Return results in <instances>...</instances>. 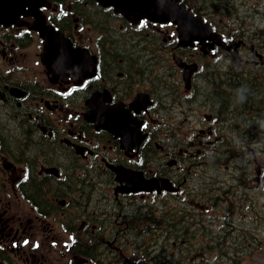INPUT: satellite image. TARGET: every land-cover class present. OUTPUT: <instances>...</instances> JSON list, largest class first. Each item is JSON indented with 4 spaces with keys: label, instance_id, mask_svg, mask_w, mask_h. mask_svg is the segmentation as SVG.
Here are the masks:
<instances>
[{
    "label": "flooded vegetation",
    "instance_id": "flooded-vegetation-1",
    "mask_svg": "<svg viewBox=\"0 0 264 264\" xmlns=\"http://www.w3.org/2000/svg\"><path fill=\"white\" fill-rule=\"evenodd\" d=\"M220 2L179 0L211 28L184 33L98 0H0V264H221L218 251H254L264 0ZM218 108L241 216L219 214L227 180L205 168L227 123Z\"/></svg>",
    "mask_w": 264,
    "mask_h": 264
},
{
    "label": "rangeland",
    "instance_id": "rangeland-1",
    "mask_svg": "<svg viewBox=\"0 0 264 264\" xmlns=\"http://www.w3.org/2000/svg\"><path fill=\"white\" fill-rule=\"evenodd\" d=\"M254 0H251L250 2V7L253 4ZM220 0H218V4H220ZM228 21V19L226 20ZM221 79V75L218 72V80ZM219 87V86H218ZM198 90L196 91L197 94ZM205 96V94H204ZM206 98L209 99V96L206 94ZM209 111H211V107L209 104H206V107H202L199 108L198 110H191L190 112V116H191V120L194 121L192 123V125H190L191 127H185L184 130H190L191 136L193 134L198 133L200 127H198L200 125L199 119L203 120V116L205 113H208ZM218 117H221L223 120L227 121V123L224 124V126H218V136H223V140L224 141H230L231 139V125H230V119L228 117V119H224V116H221L218 113ZM198 118V119H197ZM197 119V120H196ZM198 122V123H197ZM205 129H207L206 127H204ZM216 148V149H214ZM223 149V144L221 141L215 142L214 144L209 146V150L211 151L209 153V156L207 157V161H212L215 158H218V156L220 155V151ZM205 168L207 169H211L212 173L214 174L213 177H209L210 179L220 176V178H225L227 180V183L230 184L231 183V173H232V160L228 159L227 161H225V163H223V165H219V164H207L205 166ZM249 168H253V166L248 167ZM213 180V179H212ZM252 180V177H251ZM252 182V181H251ZM212 184V183H211ZM254 186H257L256 183H251ZM238 188H233V186H230L228 188L223 187V190L226 189H231L230 191H228L225 195L223 199V205L222 207H220L219 209L221 210V213H219L221 216H223L225 214V210L224 208H226L227 206L230 207V209L232 210V215H236V216H241L243 207L245 206V202L243 203V206L241 207L240 202H239V198L241 195H243L244 192L241 188L239 189V186H237ZM252 201L249 202L250 206L249 209L250 211L248 212V214L250 216H254V219L257 220H261L262 217L264 216V209H263V203H264V188L261 186L260 190H255L251 193H249ZM212 210L214 211V208H212ZM260 218H259V217ZM256 230L255 232L257 233V235L260 237V241L259 242H255V246L256 248L254 249V251H250V255L247 256L246 260L242 261L241 264H264V223H262L261 221H259V223L255 224ZM258 228V229H257ZM126 251H135L133 248L132 250L130 248H128ZM138 251H144V249H140L138 248L136 250ZM214 255H216V252H213ZM226 260V259H225ZM226 264H232L230 262H228L226 260Z\"/></svg>",
    "mask_w": 264,
    "mask_h": 264
},
{
    "label": "water",
    "instance_id": "water-1",
    "mask_svg": "<svg viewBox=\"0 0 264 264\" xmlns=\"http://www.w3.org/2000/svg\"><path fill=\"white\" fill-rule=\"evenodd\" d=\"M106 6H113L114 10L121 12L126 17L132 20H138L142 17H147L153 20L159 21H173L178 24L179 30L187 33L193 31H206L209 30V25L202 23L201 17L194 16L192 12L184 7V5L179 4L178 0H98ZM2 9V6H0ZM58 37L62 40V47L65 51L70 50L71 52H76L71 49V43L63 37L59 32H52L51 39ZM192 38H197L192 37ZM53 46L51 41L46 43L45 50H52ZM47 66L51 68L54 66L51 61H46ZM80 60H72L70 55L64 54L61 64L64 66L78 65ZM58 64L60 66V59L58 57ZM52 65V66H51ZM149 187V186H148ZM141 188H147V186L142 185Z\"/></svg>",
    "mask_w": 264,
    "mask_h": 264
},
{
    "label": "trees",
    "instance_id": "trees-1",
    "mask_svg": "<svg viewBox=\"0 0 264 264\" xmlns=\"http://www.w3.org/2000/svg\"><path fill=\"white\" fill-rule=\"evenodd\" d=\"M222 249V247H220ZM221 254V257L226 259L228 262L233 263V264H240L241 260L239 259V257H237L236 252L235 251H218ZM243 257L246 258L247 253L243 252Z\"/></svg>",
    "mask_w": 264,
    "mask_h": 264
},
{
    "label": "bare ground",
    "instance_id": "bare-ground-1",
    "mask_svg": "<svg viewBox=\"0 0 264 264\" xmlns=\"http://www.w3.org/2000/svg\"><path fill=\"white\" fill-rule=\"evenodd\" d=\"M177 233V232H176ZM179 247V246H178ZM148 252V251H147Z\"/></svg>",
    "mask_w": 264,
    "mask_h": 264
}]
</instances>
